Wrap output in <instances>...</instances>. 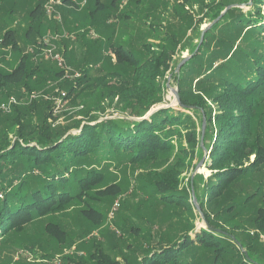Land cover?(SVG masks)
I'll use <instances>...</instances> for the list:
<instances>
[{
  "label": "trees",
  "instance_id": "1",
  "mask_svg": "<svg viewBox=\"0 0 264 264\" xmlns=\"http://www.w3.org/2000/svg\"><path fill=\"white\" fill-rule=\"evenodd\" d=\"M49 1L38 0L31 9L29 43L49 24L61 30L52 18H45L49 24L43 20ZM249 2L239 3L246 10H228L205 33L196 54L199 42L193 45L192 57L173 76L179 108H158L149 116L162 101L159 80L171 70L181 44L175 34L166 32L158 51L151 43L143 44L142 52L127 49L111 42L116 29L109 13H87L83 21L89 28L77 34L84 52L76 55L62 44L67 65L77 69L72 75L81 73L71 84L54 62L38 64L22 54L15 30L1 33L0 54L10 50L18 64L12 70L0 67V102L50 83L64 88L67 100L84 86L98 100L94 109L105 113L107 101L136 120L81 119L74 124L77 132L68 134L71 128L49 123L50 98L0 114V248L9 241L29 251L40 248L38 259L47 261L17 264H264V0ZM230 5L213 1L204 16L211 23ZM29 111L41 121L27 128L20 117ZM205 152L210 175L184 182V169L200 163ZM127 165L147 168L133 184L126 174L120 182L112 169ZM128 186L138 199L125 204ZM116 201L120 235L102 232L84 256H63L55 263L71 246L72 235L103 226ZM60 213L74 219L76 232L56 219ZM198 220L205 227L198 229Z\"/></svg>",
  "mask_w": 264,
  "mask_h": 264
},
{
  "label": "rangeland",
  "instance_id": "2",
  "mask_svg": "<svg viewBox=\"0 0 264 264\" xmlns=\"http://www.w3.org/2000/svg\"><path fill=\"white\" fill-rule=\"evenodd\" d=\"M51 1L54 2L51 4V8L54 12L46 13L45 17L42 18L46 22L47 20L45 18H52L54 22L59 24L61 30L57 33L55 30L51 29L52 25L47 22L49 26L45 30H42L40 35L36 34L33 39L34 41L31 43H29V39L26 38L25 34L31 21V9L34 8L38 0H12L11 2L6 0V2L0 4V36L1 33L8 29L15 30V33L19 36V47L22 48V54L30 56L34 59V62L38 64L45 62L43 55L41 54L42 49L38 44L42 38H46L48 41L50 39L52 44L49 43V46H55V50H58L60 53H63L64 51L62 45L63 42L67 43L68 48L72 47L73 50L75 49L76 55H80L84 52V49L77 42V34L87 32L89 25L87 26V23L83 20L84 18L89 19V17H86L87 9L89 7H94L96 2V0H70L68 4L67 2L64 4L63 0ZM213 1L216 3L222 2L224 4L230 2V4L239 5V8L246 10L245 4H239L242 0H189L188 3H186L185 0H98V4L102 5V11L99 12V15L109 13L110 19L114 21L112 28H115L116 32L110 37L111 42L115 45H122L127 49L133 47L135 50H140L142 52L143 44L151 43L155 45V50L158 51L157 47L166 32L175 34L181 41V44L176 49L175 55L172 58L171 70L167 73L165 78L159 80V84L163 89L162 101L160 104L152 107L150 113H153L158 108L169 107L175 110L179 108L174 94L175 91H178V85L173 79V76L175 74L179 75V72L184 64L177 71L178 66L184 61V59L192 56L191 49L193 45L198 42L200 43L203 30L212 23L209 22L208 17L204 16V13H207L206 6L211 4ZM46 5L47 4L45 3L43 7L44 9ZM63 9L69 12L73 11V13H64ZM119 15H123V18H119ZM190 19H192V21ZM45 25L47 24L44 22L42 26ZM150 26H153L154 28H151ZM109 47L110 46L108 45L107 48ZM29 48L33 49L32 53L28 52ZM35 53L38 54L37 57H33ZM103 54L106 55L107 53L104 51ZM16 56L17 55L10 52V50H8L6 54H0V67L6 70H12L18 64V58ZM50 62L52 63V61ZM69 68L71 69L70 75L72 76V73L77 71V69H74L73 67ZM94 75H96L95 71H93V76ZM68 81H70L71 84L76 83V80H72V78H69ZM59 86L60 85L57 83H50V85L46 86L44 89L42 88L41 90L34 91L31 94H29L26 90H22L19 94L17 92L12 95L17 98L18 106L26 107V109H28L33 100H48L49 98L51 99L52 97H56L60 91L66 92L64 88H60ZM80 89L84 90L85 88L84 86L78 88L75 94L65 100L59 112L52 115L49 120L52 128H71L68 132V134H71L76 131V128L74 127L75 122L81 119L85 120L90 118L95 122H99L104 118L127 117L130 120H136L134 117L121 114L117 107L108 106L107 101L103 102L106 112L101 113L98 109H94V107L98 106V100L90 95L92 89L82 91V96L79 97L77 93ZM17 94L18 97L16 96ZM1 103L2 102H0V104ZM90 109H92L90 111V116L87 117L85 112ZM23 114L24 115H21L20 120L24 121V125L27 128L32 126V124L36 125L41 121L40 115H37V113H31L29 111L28 113L25 112ZM149 115L150 114H148V116ZM194 120H196V118H194ZM9 139L15 140L14 134L9 133ZM208 155L209 152H207L204 164L200 168L198 167V163L195 167L188 166L184 169L182 174L184 182H188L189 179L194 178L197 174H202L205 178L210 175V171L205 165V163L209 162ZM253 159L254 157H252V160ZM196 162L197 160H194L193 165H195ZM146 168L147 167L144 166L127 165V168L124 167L120 170L113 168L112 173L117 176V180L120 182L124 181V175L126 174V176L130 179V184H133L135 181L134 177L144 172ZM133 188L134 186H128L127 189H125L123 194L124 197L121 199V201L125 204L137 201L138 196L135 197ZM104 204L107 206V203ZM110 208L111 206L106 211L108 216L101 228L93 230L89 234H82L79 230L78 233L80 234H77L78 237L76 234L72 235L71 246L66 248L62 254H60L61 256L58 255L59 257H57L54 262L58 263L59 258L63 256H84V249L90 250V241L97 236H101L102 232H106L107 235L108 233L120 235L121 221H119L118 217L113 215V211L111 213L109 212L111 211ZM76 209L77 208H74L66 213H71ZM65 214L60 213L56 216V219L64 221L67 223L69 228H72L76 232V222H74L72 217H68V215ZM197 226L198 229H200L205 227V224L203 221L198 220ZM85 227L87 228L89 226L85 225ZM253 232V229H248V233L251 234ZM93 234L95 237H92ZM261 236L264 237V234ZM23 238H25V236H23ZM109 241L115 245V239L109 237ZM18 245L14 241H9L0 248V264H17L19 262L32 263L40 261H42L41 263L47 262L42 259H38L40 253L42 252L40 248L35 249V251H29L20 248ZM110 247L111 246L107 245L106 250L108 253L112 254V248Z\"/></svg>",
  "mask_w": 264,
  "mask_h": 264
},
{
  "label": "built area",
  "instance_id": "3",
  "mask_svg": "<svg viewBox=\"0 0 264 264\" xmlns=\"http://www.w3.org/2000/svg\"><path fill=\"white\" fill-rule=\"evenodd\" d=\"M49 2L46 3L47 5L45 6V11H46V13H53L54 10L51 8V4L54 2L53 1H51L50 3ZM57 18H59V17H57ZM42 39L40 40V42L38 44H39L40 48L42 49L41 54L43 55V58L45 60H50V61L54 62L57 65V67L60 68L64 72L65 77L72 78V79L79 78L81 76L80 72H76L72 76L70 75L71 69L67 65V62H66L63 54L60 53L58 50H55L56 49L55 46H53V45L51 47L49 46V43L52 44L50 39H49V41L46 38H44L43 40ZM28 52L32 53L33 49L29 48ZM66 98H67V93L64 91H60L56 97L51 98V100L54 104L53 109H52L53 114H57L59 112V110L62 107L63 103L65 102ZM15 105H18L17 98L14 96H11L7 101L0 104V114L11 113L12 108ZM118 207H119V202L116 201L112 211L114 212ZM261 239L264 241L263 236H261Z\"/></svg>",
  "mask_w": 264,
  "mask_h": 264
},
{
  "label": "water",
  "instance_id": "4",
  "mask_svg": "<svg viewBox=\"0 0 264 264\" xmlns=\"http://www.w3.org/2000/svg\"><path fill=\"white\" fill-rule=\"evenodd\" d=\"M252 4V0H250V2H249V5H251ZM240 6L239 5H230V6H228L222 13H221V15L217 18V19H215L209 26H207L204 30H203V32H202V36H201V40H200V43H199V45H198V47H197V49H196V51H195V53L194 54H196L197 52H198V50H199V48H200V46H201V44H202V42H203V40H204V35H205V33L210 29V28H212L215 24H217L220 20H221V18L223 17V15L228 11V10H230V9H233V8H239ZM192 57V56H191ZM190 57V58H191ZM190 58H186V59H184V61L178 66V68H177V71L181 68V66L183 65V64H185ZM174 94H175V98H176V101H177V104L178 105H180V103H181V101H180V98H179V96H178V91H175L174 92ZM150 115L152 114V113H149ZM146 117H144L143 119H145ZM138 120H142V119H138ZM205 127H206V123H205V121H204V124H203V129H202V134L204 135V132H205ZM77 132V130L75 131V132H73V133H76ZM203 137L204 136H202V138H201V145H202V143H203ZM206 153V152H205ZM207 154V153H206ZM204 159H205V157H204ZM204 159L199 163V165H198V167L200 168L203 164H204ZM193 203L196 205V207L198 208V205H197V202H196V198H195V196H194V194H193Z\"/></svg>",
  "mask_w": 264,
  "mask_h": 264
},
{
  "label": "crops",
  "instance_id": "5",
  "mask_svg": "<svg viewBox=\"0 0 264 264\" xmlns=\"http://www.w3.org/2000/svg\"><path fill=\"white\" fill-rule=\"evenodd\" d=\"M102 7V5H100V4H98V0H96V2H95V4H94V7H89L88 9H87V12L86 13H99L100 11H102L101 8ZM64 8H66V7H64ZM68 9V8H67ZM64 10V9H63ZM64 13L66 12V13H73V11H63ZM8 30H11V29H8ZM17 35V34H16ZM27 39H29L28 37H27ZM16 40H17V42L19 43V36L17 35L16 36Z\"/></svg>",
  "mask_w": 264,
  "mask_h": 264
}]
</instances>
